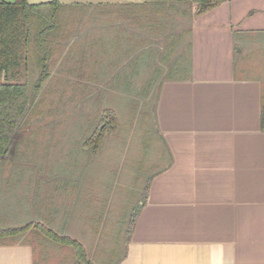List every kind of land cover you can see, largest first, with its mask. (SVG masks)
<instances>
[{
  "label": "crops",
  "instance_id": "obj_1",
  "mask_svg": "<svg viewBox=\"0 0 264 264\" xmlns=\"http://www.w3.org/2000/svg\"><path fill=\"white\" fill-rule=\"evenodd\" d=\"M58 1L76 8L60 57L84 58L87 79L159 81L155 124L171 162L153 174L116 264H264V62L251 60L264 50V0L194 17L146 0ZM75 42L81 52H65ZM18 150L19 167H0V229L76 225L90 198L82 173L43 170ZM26 233L0 242V264H44Z\"/></svg>",
  "mask_w": 264,
  "mask_h": 264
},
{
  "label": "rangeland",
  "instance_id": "obj_2",
  "mask_svg": "<svg viewBox=\"0 0 264 264\" xmlns=\"http://www.w3.org/2000/svg\"><path fill=\"white\" fill-rule=\"evenodd\" d=\"M46 1L50 0H27ZM177 23L182 25L179 28L187 27L184 22ZM72 44L65 52L80 53L79 44ZM258 55H262L264 62V50L259 54L253 52L251 60ZM91 69L81 57L56 58L50 75L34 92V102L40 110L31 126L34 134L19 148L20 153L34 154L43 170L70 169L75 174L82 173V177L75 179L85 181L90 194L83 217L77 212L76 225L69 224L61 230L60 225L53 227L59 235L64 231L75 238L93 264H116L150 178L167 163V150L155 124L159 81L145 79L146 75H142L144 80L126 81L119 74L110 75L105 81L90 80L85 76ZM35 78L32 76V81ZM108 123L111 127L104 130L96 154L91 153L83 145L84 140L93 134L94 128ZM26 162L30 165L34 161ZM24 218L27 222L28 217ZM30 220L37 223L35 218ZM29 229L24 239L30 242L34 230ZM21 236L0 237V242L17 241ZM47 241L34 243L44 253V264H50L53 257L55 264H72L75 254L71 248Z\"/></svg>",
  "mask_w": 264,
  "mask_h": 264
},
{
  "label": "trees",
  "instance_id": "obj_3",
  "mask_svg": "<svg viewBox=\"0 0 264 264\" xmlns=\"http://www.w3.org/2000/svg\"><path fill=\"white\" fill-rule=\"evenodd\" d=\"M146 2L161 7L170 6L173 9L182 6L194 17L216 8L223 0H146ZM75 11L74 6H64L58 0L40 3H28L27 0L12 2L0 0V167L2 168L19 167L15 157L19 144L32 137L34 131L31 130V126L35 122V115L40 113L37 109L39 107H36L34 102V92L50 75L56 58L60 57L65 47L63 42L67 41L70 19L74 17ZM32 76L36 77L33 79L35 81H32ZM38 103L43 105L41 101ZM260 123L264 127V93L260 104ZM110 127L109 123L97 126L93 134L84 140L83 145L90 148L91 153L96 154L104 130H109L107 128ZM169 155L167 152L168 165L171 162ZM32 227L34 231L31 241H24L33 243L34 250L38 247L34 244L38 240L40 244L49 240L73 250L75 257L72 264H93L87 259L80 243L64 234L59 235L49 226L41 223L0 229V237L21 236Z\"/></svg>",
  "mask_w": 264,
  "mask_h": 264
}]
</instances>
